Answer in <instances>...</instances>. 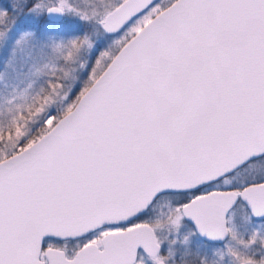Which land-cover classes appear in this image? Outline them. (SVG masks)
Wrapping results in <instances>:
<instances>
[{"label":"snow or ice","instance_id":"obj_1","mask_svg":"<svg viewBox=\"0 0 264 264\" xmlns=\"http://www.w3.org/2000/svg\"><path fill=\"white\" fill-rule=\"evenodd\" d=\"M0 264H264V0H0Z\"/></svg>","mask_w":264,"mask_h":264}]
</instances>
